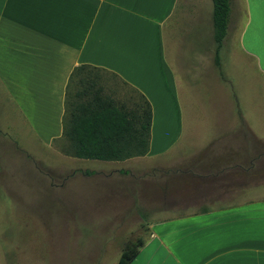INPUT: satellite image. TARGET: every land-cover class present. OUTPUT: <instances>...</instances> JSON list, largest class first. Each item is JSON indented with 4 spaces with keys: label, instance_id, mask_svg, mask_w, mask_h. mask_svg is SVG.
<instances>
[{
    "label": "crops",
    "instance_id": "0c3cea01",
    "mask_svg": "<svg viewBox=\"0 0 264 264\" xmlns=\"http://www.w3.org/2000/svg\"><path fill=\"white\" fill-rule=\"evenodd\" d=\"M213 16L212 0H0V161L54 149L70 171L53 191L95 199L121 222L137 212L150 234L132 264H264V161L206 156L239 128L264 145V0H231L220 46ZM84 65L98 70L72 80ZM88 76L113 99L127 87L150 103L148 155L73 168L99 161L70 156L63 136L68 86L75 94ZM200 84L228 106L223 123L202 122Z\"/></svg>",
    "mask_w": 264,
    "mask_h": 264
},
{
    "label": "rangeland",
    "instance_id": "374dc122",
    "mask_svg": "<svg viewBox=\"0 0 264 264\" xmlns=\"http://www.w3.org/2000/svg\"><path fill=\"white\" fill-rule=\"evenodd\" d=\"M197 89L201 97L202 122L208 120V115H211L209 120L212 122L226 121L223 115V111L228 110L226 103L217 106L211 103L210 91L204 84ZM117 91L118 96L114 98L117 102L126 103L131 108L140 102V95H134L127 87ZM260 130L264 138V124ZM219 138L216 152L206 154L209 160L232 151L239 152L240 157L245 153L252 161H264V145L259 146L254 134L242 133L239 128L234 133L222 132ZM31 152L37 161H0V183L7 186L6 192L0 189V264H118L129 240H144L149 236V223L143 221L137 212L126 215L133 220L121 222L125 215L101 212L104 207L98 206L99 203L91 204L95 199H86L81 193L53 191L50 182L60 185L64 180L60 175L70 171L61 164L66 161H55L54 149H32ZM177 157L179 153L175 150L156 162L172 161ZM72 163L74 169L106 164L101 161ZM25 175L27 182H23ZM38 179L42 180V189L34 188L39 184ZM125 224H130L133 230L131 236L127 234V239L123 240L119 234L124 231L121 228Z\"/></svg>",
    "mask_w": 264,
    "mask_h": 264
},
{
    "label": "trees",
    "instance_id": "16d2710c",
    "mask_svg": "<svg viewBox=\"0 0 264 264\" xmlns=\"http://www.w3.org/2000/svg\"><path fill=\"white\" fill-rule=\"evenodd\" d=\"M215 40L225 39L231 14V0H212ZM98 70L84 65L74 70L71 79L83 71ZM90 76V75H89ZM82 79L75 94L71 83L67 92V112L63 136L71 143L70 156L84 160L124 162L144 157L150 150L153 112L150 103L140 96L135 108L116 102L94 76ZM144 240H129L118 264H132Z\"/></svg>",
    "mask_w": 264,
    "mask_h": 264
}]
</instances>
